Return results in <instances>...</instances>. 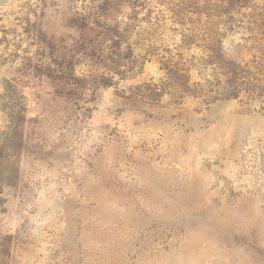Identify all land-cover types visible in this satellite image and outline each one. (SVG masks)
<instances>
[{
  "label": "rangeland",
  "instance_id": "rangeland-1",
  "mask_svg": "<svg viewBox=\"0 0 264 264\" xmlns=\"http://www.w3.org/2000/svg\"><path fill=\"white\" fill-rule=\"evenodd\" d=\"M251 12L0 0V264H264V103L223 70Z\"/></svg>",
  "mask_w": 264,
  "mask_h": 264
},
{
  "label": "trees",
  "instance_id": "trees-1",
  "mask_svg": "<svg viewBox=\"0 0 264 264\" xmlns=\"http://www.w3.org/2000/svg\"><path fill=\"white\" fill-rule=\"evenodd\" d=\"M242 1L229 0V4L232 6ZM247 16L252 19V25L245 29L248 36L243 39L246 43L250 41L244 47L251 59L242 66L228 62V66L223 69L229 77L224 88L229 91L228 98L236 99L244 90L250 101L264 103V13L251 12ZM212 34L218 35L214 32Z\"/></svg>",
  "mask_w": 264,
  "mask_h": 264
}]
</instances>
